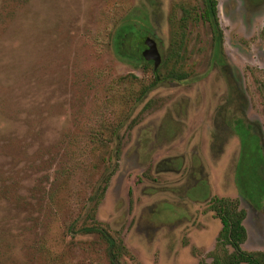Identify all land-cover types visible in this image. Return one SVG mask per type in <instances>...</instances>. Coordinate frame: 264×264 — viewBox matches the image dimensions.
Listing matches in <instances>:
<instances>
[{
    "label": "rangeland",
    "instance_id": "1",
    "mask_svg": "<svg viewBox=\"0 0 264 264\" xmlns=\"http://www.w3.org/2000/svg\"><path fill=\"white\" fill-rule=\"evenodd\" d=\"M202 6L0 0V264H111L98 233L68 229L94 222L120 264L210 263L214 196L238 200L242 247L264 252V0H217L222 38L182 20ZM119 24L182 78L150 87L151 66L115 49Z\"/></svg>",
    "mask_w": 264,
    "mask_h": 264
},
{
    "label": "trees",
    "instance_id": "2",
    "mask_svg": "<svg viewBox=\"0 0 264 264\" xmlns=\"http://www.w3.org/2000/svg\"><path fill=\"white\" fill-rule=\"evenodd\" d=\"M202 4V11L195 14H193L191 10L186 9L182 20H203L208 23L217 38H222V31L219 28L217 17V0H202ZM131 28H133L132 25H117L113 30V36H111L112 41L115 44L116 51L121 57L141 61L143 65L151 66L154 77L149 85L150 87H154L167 80L182 78V75L179 74V72H175L173 68L167 70L164 74L161 65L155 67L154 63L145 60L142 52L146 47V36L141 31L138 35L133 34ZM243 141V151L248 152L249 143L246 144L245 140ZM258 146L259 145H255L257 149H260ZM250 155H252V153H250ZM244 163H246V157L244 158ZM240 167L239 175L242 193L252 202L258 203L260 194L263 193V190L260 189V185L262 184L254 185L252 183V176L250 175L251 173L253 174V169H248L247 165L242 163H240ZM243 178L244 180L242 181ZM253 186H256L258 189H255ZM209 206L210 209L214 211L215 216L220 220L221 229L216 238L215 248L210 253L211 262H202V264H264V252L247 251L242 247L247 238V231L243 224L246 211L239 207L238 200L214 196ZM68 229L71 232L82 231L98 233L106 243L110 263L120 264V257L122 256V252L124 253L125 248L119 241L110 235L101 224L94 222V224L81 226L80 228L70 226Z\"/></svg>",
    "mask_w": 264,
    "mask_h": 264
},
{
    "label": "water",
    "instance_id": "3",
    "mask_svg": "<svg viewBox=\"0 0 264 264\" xmlns=\"http://www.w3.org/2000/svg\"><path fill=\"white\" fill-rule=\"evenodd\" d=\"M146 47L142 52L143 57L147 61H153L154 66L157 67L160 63V54L158 53L156 43L153 39L146 37L145 39Z\"/></svg>",
    "mask_w": 264,
    "mask_h": 264
},
{
    "label": "flooded vegetation",
    "instance_id": "4",
    "mask_svg": "<svg viewBox=\"0 0 264 264\" xmlns=\"http://www.w3.org/2000/svg\"><path fill=\"white\" fill-rule=\"evenodd\" d=\"M244 152V151H243Z\"/></svg>",
    "mask_w": 264,
    "mask_h": 264
}]
</instances>
